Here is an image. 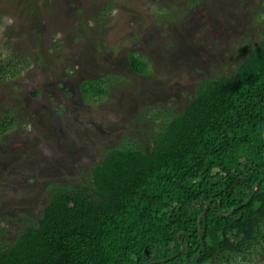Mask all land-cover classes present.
Returning a JSON list of instances; mask_svg holds the SVG:
<instances>
[{"label":"rangeland","instance_id":"rangeland-1","mask_svg":"<svg viewBox=\"0 0 264 264\" xmlns=\"http://www.w3.org/2000/svg\"><path fill=\"white\" fill-rule=\"evenodd\" d=\"M263 19L264 0H0V66L15 72L0 76V117L13 110L0 133V243L54 189L88 184L107 148H148L198 84L234 74ZM86 78L103 92L83 98ZM254 231L241 251L214 249L217 264H264V222Z\"/></svg>","mask_w":264,"mask_h":264},{"label":"trees","instance_id":"trees-1","mask_svg":"<svg viewBox=\"0 0 264 264\" xmlns=\"http://www.w3.org/2000/svg\"><path fill=\"white\" fill-rule=\"evenodd\" d=\"M128 63L147 73L133 52ZM79 90L103 92L89 78ZM150 142L121 141L86 171L88 184L54 189L40 216L0 243V264H217L214 249L249 247L264 222V19L234 74L204 79Z\"/></svg>","mask_w":264,"mask_h":264},{"label":"water","instance_id":"water-1","mask_svg":"<svg viewBox=\"0 0 264 264\" xmlns=\"http://www.w3.org/2000/svg\"><path fill=\"white\" fill-rule=\"evenodd\" d=\"M257 183H258V180L255 181L252 192L254 191V189H255ZM248 199H249V196H248V197H247L242 203L237 204V205L233 206L232 208H230V209L228 210V212L225 213V215L229 214L232 210H234V209L240 207L242 204H245V203L247 202ZM209 202H210L209 200L206 201L203 210L199 213V215H198V217H197V221H196V222H197V231H198V237H199V239H201V233L199 232V230H200V229H199V228H200V227H199V226H200V225H199V224H200V217H201L202 214L206 211ZM217 208L219 209V205L217 206ZM201 245H202V244H201V241H200L199 247H201ZM181 249H182V245H180V247H179V251H180ZM175 254H176V253H174V254L168 256V257L165 258V259H169V258L173 257ZM197 256H198V253H196V257H197Z\"/></svg>","mask_w":264,"mask_h":264}]
</instances>
